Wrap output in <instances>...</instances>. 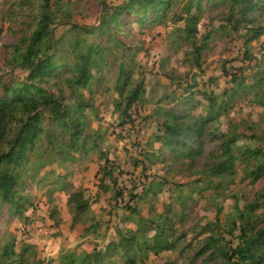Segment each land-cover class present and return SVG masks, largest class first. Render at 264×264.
Segmentation results:
<instances>
[{"label":"rangeland","instance_id":"rangeland-1","mask_svg":"<svg viewBox=\"0 0 264 264\" xmlns=\"http://www.w3.org/2000/svg\"><path fill=\"white\" fill-rule=\"evenodd\" d=\"M44 1L0 0V96L1 83L13 86L26 76L7 59L19 30L29 33ZM124 1L105 3L113 8ZM258 1L251 13L254 23L234 30L222 19L228 3L201 0L196 63L190 41L177 30L182 26L177 20L183 14L181 3L163 23L144 17L139 22V15L127 12L111 28L102 23V0H48L49 11L57 14L51 26L60 40V67L44 86L55 94L52 84L73 75L76 53L98 47L89 79L77 87L87 102L78 144L88 134L96 145L89 148L87 143L86 151H75L62 139L60 128L42 123L55 141L43 133L19 170L16 200L21 206L0 204V248L13 240L15 252H23L20 264H59L70 254L79 257L93 248L102 252L103 264H225L211 255L213 249L200 251L212 237L232 248L238 244L236 209L251 208L253 225L263 228L264 199L258 193L264 189V171L249 175L253 159L236 161L229 175L211 172L221 154L217 130L236 136L241 148L264 153V31H249L264 26V0ZM73 23L96 30H73ZM120 64L132 72L128 89L142 85L139 99L126 109L116 88ZM233 75L245 85L259 80L258 91L246 88L243 94ZM65 92V103L70 104L75 98ZM208 97L221 107L204 136L187 138L185 149L161 145L156 136L170 111L189 126L191 116H207ZM101 153L111 166L107 175L100 170L106 166ZM233 154H238L236 148ZM68 192L88 202L75 223L77 210ZM128 230L135 242L124 256L116 243L118 234L127 235ZM156 233L164 241L160 246L167 244L168 249L150 247ZM260 254L264 259V251Z\"/></svg>","mask_w":264,"mask_h":264},{"label":"trees","instance_id":"trees-1","mask_svg":"<svg viewBox=\"0 0 264 264\" xmlns=\"http://www.w3.org/2000/svg\"><path fill=\"white\" fill-rule=\"evenodd\" d=\"M220 1L228 3L227 9L222 13V19L230 23L234 30L242 25L246 27L254 23L255 18L251 13L259 5L258 0ZM47 2L48 0L44 1L42 10L35 18L33 28L29 33L19 30L21 36L17 43L13 45L7 59V64L12 69L26 72L25 78L13 86L1 83L3 93L0 96V204L2 202L14 203L15 207L21 206L19 201L16 200L18 188L21 185L19 170L25 166L29 154L33 153L35 143L40 140L41 135L45 132L46 139L52 142L55 141L54 134L42 128L43 122L46 121L49 126L60 128L63 134H60L63 137L62 139L65 138V142L68 141L70 147L75 151L80 149L86 151L87 143H91L89 148L96 145V141L88 134L83 137L80 145L78 144L85 130L81 116L87 102H84V98L80 93L77 94L79 91L77 87L85 86L89 79L90 71L96 65L93 53H98V47L88 48L85 54L76 53L73 75L70 78H62V84L55 82L52 84L57 88L55 94L51 92L50 86H44V83L51 82L55 71L60 67L56 64V51L60 40L54 38V28L51 26L57 14L49 11ZM200 2L201 0H126L111 8L106 5L105 0H102V23L109 25L111 28H116L119 18L127 12L139 15V22H142L144 17V20L152 23H163L168 12L181 3L183 14L177 20L182 22V26H179L177 30L184 35L186 40L190 41L194 61L198 63L201 51V45L197 43ZM110 9H112L111 13H109ZM61 24L63 23L61 22ZM71 29L83 32L96 30L95 27L78 26L74 23L71 24ZM249 31L253 32L254 35H258L264 31V26L258 25L257 30L249 28ZM77 43L78 41L74 44L77 45ZM131 73V70L130 73L126 71L123 64L119 65L116 88L119 95L126 101L125 109L134 100L139 99L142 90L141 82L134 88L128 89ZM231 80L237 83L243 94H245L246 88L258 91L259 80L257 79L253 84L247 85L244 84L241 77L236 75H233ZM66 89L69 90L71 97L75 98L70 104L65 103ZM233 91L232 94H236V90ZM208 101L207 116H191L189 126L185 124L180 114L170 111V119L162 123L163 131L156 136L161 145L185 149L187 138L197 136L201 139L205 134V129L215 121L217 115L215 112L220 110L221 107L216 106L215 100L211 97H208ZM214 133L221 149L219 158L211 168L214 175H229L232 173L236 161L240 160L242 163H246L248 159H253V166L249 175L256 176L264 171V153L260 148H241L236 145V136L218 133V130ZM233 148L238 150L237 155L233 154ZM101 157L104 159L106 166H103L100 170L106 171L105 174L107 175L111 171V166H107L109 162L103 153H101ZM68 193L71 194L69 201L75 205L77 210V214L73 218L75 223L88 208V202L82 198H75V192ZM258 197L264 199V189L258 193ZM252 212L251 208H247L244 212L236 209L239 222V242L234 248L230 247L228 243L225 245L220 244V237L219 239L218 237L216 239L212 237L209 238L200 253L213 249L211 255L220 256L225 264L264 263V259L260 254V251H264V227L257 228L253 225L254 222L250 217ZM128 232L127 235L118 234L119 240L116 243L124 256L132 250L135 242L134 232L130 230ZM153 239V243L150 245L151 248L168 249L169 245L167 244L160 246L163 241L161 235L156 233ZM145 246L148 247L149 245L145 243ZM106 253L107 251L104 252L105 255ZM69 257L68 261H60L59 264H103L102 252L96 248H93L89 253H84L82 256L76 257L74 254H70ZM22 259L23 252H15L13 240L5 242L0 248V264H20L19 261ZM127 261H133V259Z\"/></svg>","mask_w":264,"mask_h":264}]
</instances>
